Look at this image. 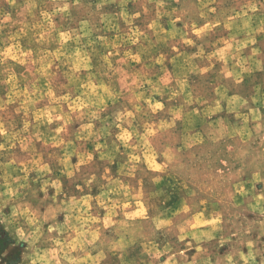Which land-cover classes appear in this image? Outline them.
<instances>
[{
	"label": "clouds",
	"instance_id": "obj_1",
	"mask_svg": "<svg viewBox=\"0 0 264 264\" xmlns=\"http://www.w3.org/2000/svg\"><path fill=\"white\" fill-rule=\"evenodd\" d=\"M0 264H264V0H0Z\"/></svg>",
	"mask_w": 264,
	"mask_h": 264
}]
</instances>
